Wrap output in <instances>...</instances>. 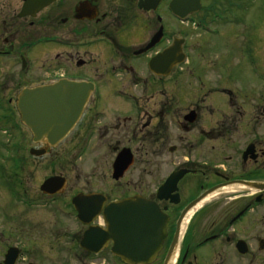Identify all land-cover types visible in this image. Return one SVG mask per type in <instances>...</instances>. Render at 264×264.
<instances>
[{
  "label": "flooded vegetation",
  "instance_id": "obj_1",
  "mask_svg": "<svg viewBox=\"0 0 264 264\" xmlns=\"http://www.w3.org/2000/svg\"><path fill=\"white\" fill-rule=\"evenodd\" d=\"M249 1L201 0L200 10L181 20L170 11V0L159 2L156 10L150 9V0H77L69 10L56 0L34 18L7 12L0 19V103L10 112L3 131L13 139L15 151L40 148L47 156L70 138V149L111 155L103 172L108 184L104 188H90L88 182H72L63 172H52L39 182L38 192H31L26 169L36 166L39 157L9 164L14 176L7 178L8 190L0 194V264H264V76L247 80L242 94L229 83L205 79L207 64L195 65L201 68L196 70L198 79H189L184 86L179 78L171 79L190 64L191 45L211 53L216 77L219 72L228 74L234 57L235 67L247 68L254 26L249 25L251 19H240V14L249 9ZM220 8L229 19H208ZM150 14L158 22L151 34ZM166 16L173 20L171 29ZM210 21L215 30L207 36L214 38L212 47L192 42L182 33V28L199 30L195 24ZM233 26L243 30L233 34ZM160 29V40L150 47ZM182 37L186 62L174 67L169 76L151 72V77L150 58ZM219 38L236 47L229 43L216 48ZM254 41L264 58V50L257 47L262 42ZM143 73L146 76L141 78ZM63 79L92 81L95 91L62 142L55 147L47 141L36 144L21 120L19 98L25 89ZM156 84L159 95L100 94L102 88L121 85L137 92L152 86L156 91ZM166 84L176 89L172 96L165 94ZM212 100L226 104V110L211 105ZM186 103L190 105H179ZM124 149L130 152L132 164L114 179L113 164ZM144 157L147 178L141 173L134 181L135 190L123 193V180ZM167 167L154 186L155 177L160 178ZM174 173L182 174L173 189L158 198L159 186ZM58 175L66 179L62 190L43 191L42 183ZM137 194L157 204L165 226L157 251L150 258L130 261L114 251L104 210L109 203ZM77 195L86 197L80 205L93 210L85 212L89 222L78 217L73 202ZM196 200L203 203L188 211ZM32 209L46 214H31Z\"/></svg>",
  "mask_w": 264,
  "mask_h": 264
},
{
  "label": "water",
  "instance_id": "obj_2",
  "mask_svg": "<svg viewBox=\"0 0 264 264\" xmlns=\"http://www.w3.org/2000/svg\"><path fill=\"white\" fill-rule=\"evenodd\" d=\"M53 1L24 0L19 16L35 17L42 8ZM160 1L150 0V9H156ZM200 7L201 0H172L170 2L173 14L181 19H184L189 13L199 10ZM161 36L162 29L155 34L150 47ZM181 43V40L176 39L172 46L153 57L150 60V68L157 74H169L172 68L184 59ZM93 89V83L63 79L51 85L24 90L19 98L18 109L22 120L31 129L34 141H48L52 146L58 144L80 118ZM191 114L190 118L193 120V112ZM31 153L41 156L45 150L32 149ZM127 154V151L123 150L118 155L114 163L115 178L122 176L132 163L131 156ZM181 174L171 176L160 191L163 193V191L172 190ZM64 184L65 178L53 176L44 181L41 188L45 192L53 193L60 191ZM162 196L159 194L160 198ZM82 198L78 195L74 198V202L80 219L89 222V219L85 218L87 209L77 204ZM90 199L93 200V198ZM197 202L198 200L194 201L188 209H192ZM90 211L93 210L90 209ZM104 214L110 227L108 236L115 242L113 249L123 259L131 261L132 257L150 258L159 248L160 235L164 230L165 221L161 220V213L154 202L140 196L130 197L110 203ZM87 238L89 236L84 238L82 245L85 244Z\"/></svg>",
  "mask_w": 264,
  "mask_h": 264
},
{
  "label": "rangeland",
  "instance_id": "obj_3",
  "mask_svg": "<svg viewBox=\"0 0 264 264\" xmlns=\"http://www.w3.org/2000/svg\"><path fill=\"white\" fill-rule=\"evenodd\" d=\"M77 0H62L61 4L62 7L66 8L67 10L70 9V7L75 3ZM23 0H0V10L3 11L0 13V19L4 18L6 16L7 12L9 14H19L21 7H22ZM250 7L246 12H241L240 19H251L250 24L254 26L253 30L250 31L252 36V41L249 46V54L246 57L245 63L247 68L242 69L241 67H235L236 59L234 57L233 60V66L228 70L227 73L219 72L218 76L216 77L214 71L212 70L211 66V53L206 51H200L201 47L196 46H190L193 50L192 57L190 58V64L185 65L184 69L182 70V73L178 75L177 77L174 76L171 79H180L181 85L184 86L189 82V79H198V72H201V68L198 64H207L210 65L209 70L204 71V78L207 80H221L222 82H219L223 85H226V83H229L230 85L235 87V92L242 94V90H244V83L247 80H255L257 79L258 75L264 76V58L260 56V54L257 51L256 45H255V39L256 44L257 42H262L263 45H257V47H260V51L264 50V0H250ZM237 7H235L232 11V15L236 16ZM56 12V11H55ZM219 13L223 17H216L215 15L210 14L208 19H229L227 16L226 11L224 12V8H220ZM43 14V13H42ZM39 14V17L37 19H41V15ZM216 17H212V16ZM173 20L169 18V16H166L165 23L169 24L170 29L172 28ZM212 22L210 21L208 24H202L200 27L201 29L196 30L188 28L183 29L182 33H187L188 36L191 37L192 42H204L205 46L212 47L214 44V38L210 37L208 38L209 34L211 33V29H214L212 26ZM184 26V24H183ZM181 26V27H183ZM158 27V22L156 20L155 14H150V34L153 33ZM199 28V27H198ZM210 29L209 31H207ZM203 30V31H201ZM224 30V33L227 32L226 28L223 26L222 31ZM243 30V28L238 29L237 27L233 26L231 29L232 33L235 34L237 31ZM172 31V30H171ZM204 31H207L206 34H204ZM249 31V30H248ZM176 33V32H175ZM174 34V32L172 33ZM169 34V35H172ZM202 34V35H201ZM225 38L229 39L228 36H224ZM207 39L206 41H202ZM227 39H217V42L215 44L216 48L221 49L223 46L229 44L230 42ZM231 44V43H230ZM230 47H236V45L231 44ZM262 48V49H261ZM221 52V51H219ZM264 54V51H263ZM239 57V55H237ZM249 57V58H248ZM240 58V57H239ZM220 63L222 64L223 61L220 60ZM198 72H197V71ZM192 74V75H191ZM141 78L146 76V73L140 74ZM151 75V72H150ZM152 77V75H151ZM153 82V81H152ZM226 82V83H225ZM151 83V79H150ZM195 84V83H194ZM116 85V84H115ZM122 87L115 86L109 88H102L100 94L106 93V95L109 96H115L117 94L119 95H136V94H150L151 95H159L161 92L159 91V87L157 84L155 85L156 91L153 90L152 86H150V89L147 88H140V91L138 92L131 86V87ZM166 95L172 96L175 92V88L171 86V84H166ZM113 92H111V91ZM142 90V91H141ZM144 91V92H143ZM186 94V93H185ZM215 105L219 107L220 111L226 110V104L222 102H218L216 100L211 101V105ZM181 107L183 106H189L190 103L186 104H179ZM10 113L7 108L3 107V104L0 103V194L6 193L8 190L6 180L10 176H14V172L11 168H9V164H12L13 161H18L19 158H25L28 160H36L35 157L31 156L29 154L28 149H26L24 152L23 150L15 151V147L12 142V138L9 134L5 133L3 129L5 128V116ZM18 137V135H15ZM16 137L14 139H16ZM27 137L29 140V133L27 132ZM26 144H29V141H26ZM70 138L63 143L59 144L55 151H52L49 155L44 157H39L38 161L39 163L34 167H28L26 169L28 182L27 186L29 188V191L31 192H38V185L39 182L46 176L51 174L52 172H63L65 175L70 177L71 181H77L78 183H84L88 182L90 188L93 187H102L104 188L107 184L106 176L103 175L104 170L107 171V168L109 166L107 165V160H110L111 155L107 151L102 150H76V149H70ZM98 151V152H96ZM146 157L143 158V160L138 161L136 166L130 171L128 176L123 180L122 186H123V193H130L133 192L136 186V183L134 181L137 180V176L144 172L145 177L147 178V170L143 171V167H147V163L145 161ZM169 167L165 168L164 172L162 173L161 177L158 178L155 177V180L153 181V184L151 181L149 183L150 188L152 186H157L158 183L161 182V179L163 178V174L168 170ZM109 171V170H108ZM159 173V174H160ZM18 174V173H16ZM77 176H79V179H77ZM30 181V182H29ZM148 184H145V187ZM151 189H149L150 192ZM148 191V190H147ZM148 193V192H147ZM3 197V196H2ZM3 201V200H0ZM31 214H46L43 210H30Z\"/></svg>",
  "mask_w": 264,
  "mask_h": 264
},
{
  "label": "bare ground",
  "instance_id": "obj_4",
  "mask_svg": "<svg viewBox=\"0 0 264 264\" xmlns=\"http://www.w3.org/2000/svg\"><path fill=\"white\" fill-rule=\"evenodd\" d=\"M209 199V197L207 198V200ZM206 201V199L205 200H203V202H205ZM203 202H200L193 210H191V212L192 211H194L196 208H198Z\"/></svg>",
  "mask_w": 264,
  "mask_h": 264
}]
</instances>
